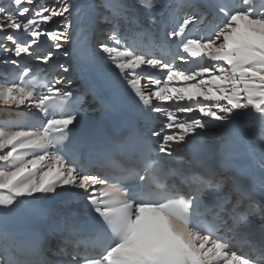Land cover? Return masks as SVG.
<instances>
[{"label":"snow or ice","instance_id":"6c2138e0","mask_svg":"<svg viewBox=\"0 0 264 264\" xmlns=\"http://www.w3.org/2000/svg\"><path fill=\"white\" fill-rule=\"evenodd\" d=\"M0 58V264H264V0H0Z\"/></svg>","mask_w":264,"mask_h":264},{"label":"rangeland","instance_id":"374dc122","mask_svg":"<svg viewBox=\"0 0 264 264\" xmlns=\"http://www.w3.org/2000/svg\"><path fill=\"white\" fill-rule=\"evenodd\" d=\"M37 2H40V0H37ZM209 19H211V17H209ZM147 26V25H146ZM179 63V62H178ZM10 66V65H9ZM192 65H191V63H189V64H185V65H183V67H191ZM1 107H3V108H10V109H12V108H16L14 105L13 106H7V105H0ZM166 106V105H165ZM0 107V108H1ZM22 108H23V106H21ZM91 112H93V111H91ZM84 118H85V115H84ZM158 120H163V117L162 116H160V117H158Z\"/></svg>","mask_w":264,"mask_h":264},{"label":"bare ground","instance_id":"6f19581e","mask_svg":"<svg viewBox=\"0 0 264 264\" xmlns=\"http://www.w3.org/2000/svg\"><path fill=\"white\" fill-rule=\"evenodd\" d=\"M1 113H3V114H5V111H2ZM85 118L83 117V119L82 120H84Z\"/></svg>","mask_w":264,"mask_h":264}]
</instances>
